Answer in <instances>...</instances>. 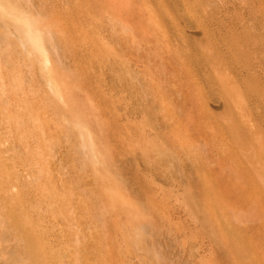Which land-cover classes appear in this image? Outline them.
<instances>
[{
	"label": "rangeland",
	"instance_id": "obj_1",
	"mask_svg": "<svg viewBox=\"0 0 264 264\" xmlns=\"http://www.w3.org/2000/svg\"><path fill=\"white\" fill-rule=\"evenodd\" d=\"M211 2L168 3L185 26L164 42L150 0H0V264H264L263 78L234 68L264 0ZM224 39L235 53L223 58Z\"/></svg>",
	"mask_w": 264,
	"mask_h": 264
},
{
	"label": "bare ground",
	"instance_id": "obj_2",
	"mask_svg": "<svg viewBox=\"0 0 264 264\" xmlns=\"http://www.w3.org/2000/svg\"><path fill=\"white\" fill-rule=\"evenodd\" d=\"M149 1V0H148ZM164 2V3H161V2ZM177 2L178 0H150V2H152V3H154V5H155V9H154V11H155V16H156V18H155V21L157 22V24H159V27H160V31H162L163 33H161L162 35H163V38H165V40H164V42L165 41H168L169 42V38H170V36L171 35H174V34H176L177 33V31L178 32H182V33H184V26H185V23L184 22H182L181 20H179L178 19V21H176V18H175V16H174V12L173 11H175L170 5L168 6L167 4L169 3L170 4V2ZM211 1V0H210ZM217 1H219V0H217ZM224 1V0H223ZM228 1V0H227ZM147 2V1H146ZM222 2V1H221ZM249 2V1H248ZM210 3V2H209ZM211 3H213V0H212V2ZM217 3V2H216ZM247 3V2H246ZM144 4V3H143ZM146 4V3H145ZM148 4V3H147ZM172 4V3H171ZM229 4V3H228ZM234 4V3H233ZM262 4H263V2H262ZM160 5H162V6H165V7H161ZM200 5V4H199ZM259 5V4H258ZM257 5V6H258ZM208 6V5H207ZM206 5L204 6V7H207ZM224 6V5H223ZM249 6H250V4H249ZM201 7V6H200ZM251 7V6H250ZM127 8V7H126ZM210 8V7H209ZM220 8H221V5H220ZM248 7H246V9H247ZM257 8V7H256ZM133 9V8H132ZM250 9V8H249ZM263 9H264V4H263ZM127 10V9H126ZM129 10V9H128ZM257 10V9H256ZM181 12H182V10H180ZM246 11V10H245ZM253 11V10H252ZM252 11L250 10V13H252ZM116 12V11H115ZM145 12V11H144ZM143 12V13H144ZM161 12V13H160ZM162 12H165V13H162ZM208 12H209V9H208ZM234 12V11H233ZM206 13V12H205ZM184 14H185V12H184ZM257 14V13H256ZM141 15H144V14H141ZM146 15V14H145ZM144 15V16H145ZM167 15V21H169V22H167L165 19V17L164 16H166ZM186 15V14H185ZM206 15V14H205ZM214 15V14H213ZM238 15V14H237ZM246 15V14H245ZM263 15H264V13H263ZM263 15H262V12L260 11V13L257 15V16H255V14H253V16H255V17H257V26H256V28H257V30L259 31V29L258 28H262V31H261V29H260V31L261 32H258V31H254L253 30V28L255 27L254 25H253V23H256L255 22V19L253 18V20H254V22L253 23H250V24H252L253 25V27H251L252 29L251 30H253L254 31V35L252 34V31H251V33L249 32V31H246V36H245V33H244V31H245V27H244V31H243V29H242V31H243V33H244V35L243 36H245L243 39H242V46L243 47H247L246 48V51H248V56H247V59H246V65L245 66H240L239 64H237V66L239 67H234L235 68V71H236V74H239V75H241V79H242V77H244L245 75H246V79L248 78V74H250V73H253V72H255L256 71V68L259 70V72H260V76L263 78V79H261L260 80V83H258V89H257V91L255 92H253L254 94H256L257 96H253L254 97V99H255V97H257V99H256V101H254V108H256L255 110L258 112V110H259V118L258 119H261V120H263L264 119V98H263V95H264V17H263ZM220 16V15H219ZM250 16H251V14H250ZM249 16V18L248 17H246L247 18V20L249 19V20H251V18H252V16L250 17ZM215 17V16H214ZM217 17V16H216ZM234 17V16H233ZM15 18V17H14ZM138 18H139V16H138ZM225 18V17H224ZM230 18V17H229ZM235 18V17H234ZM223 19V18H222ZM243 19H245L244 17H243ZM242 19V20H243ZM252 20V21H253ZM166 21V22H165ZM186 21V20H185ZM217 21V20H216ZM228 21V20H227ZM239 22H240V18H239V20H238ZM251 21V22H252ZM242 23H244V21L242 22ZM248 22H246V26H248L249 27V23L247 24ZM260 23V24H259ZM234 25V24H233ZM239 25H240V23H239ZM243 25V24H242ZM259 25V26H258ZM238 26V25H237ZM226 27V26H225ZM240 27H241V25H240ZM222 29H223V27H222ZM249 30H250V27L248 28ZM237 30V29H236ZM240 32V31H239ZM255 32H256V34H257V32H258V34L256 35L255 34ZM24 34H25V36H26V40L27 41H29L31 44H33V45H35V47H38L39 49L40 48H42V42H41V39L39 38V36L37 35V31H35V29L33 30V28H31V27H27V28H25L24 29ZM185 35V34H184ZM237 36H240L241 37V34L240 35H237ZM178 37H179V35H178ZM181 37V36H180ZM239 37V38H240ZM23 38H24V36H23ZM182 38H183V35H182ZM221 38H222V35H221ZM221 38H219V39H221ZM242 38V37H241ZM19 39H20V37H19ZM237 40V39H236ZM241 40V39H240ZM21 41V40H20ZM24 41V40H23ZM171 41H173V40H171ZM170 41V42H171ZM206 41V40H205ZM216 41V40H215ZM218 41V40H217ZM228 41V40H227ZM25 42V41H24ZM22 45H23V43L22 42H20ZM178 43H179V39H178ZM210 43V42H209ZM168 44V43H167ZM170 44V43H169ZM171 44H173V43H171ZM181 44L182 43H180V44H178V48H179V46H180V48H182V46H181ZM213 44V43H212ZM174 45H175V43H174ZM173 45V46H174ZM186 46H188L187 44H186ZM172 47V46H171ZM190 47V46H189ZM188 47V48H189ZM217 47V46H216ZM216 47H214V48H212V50H214V49H217ZM174 48V47H173ZM179 48V49H180ZM193 48H194V46H193ZM165 49H167V48H165ZM218 49L219 50H221L222 52L221 53H218V54H222L223 56V58H224V56L226 55L227 56V52H231V54H233V52H234V50H233V48H232V45H231V42L230 43H227L226 42V40L224 39L223 40V43H221V45L220 46H218ZM217 49V50H218ZM234 49H236V47L234 48ZM171 50H173L172 48H171ZM174 50H175V48H174ZM185 49H183V51H184ZM217 50H216V52H217ZM250 50V51H249ZM134 51V50H133ZM183 51H181V52H183ZM200 51V50H199ZM204 51V50H203ZM233 51V52H232ZM135 52V51H134ZM169 52V51H168ZM175 52H176V50H175ZM185 52V51H184ZM188 52H189V50H188ZM195 52H197V50L196 51H194V54H195ZM243 52H244V50H243ZM255 52H258V55L256 54V55H254L253 56V54H251L252 55V57L250 56V54L249 53H255ZM171 53V52H170ZM176 53H178V52H176ZM186 53V52H185ZM213 53H214V51H213ZM225 53H227V54H225ZM235 53V52H234ZM238 53H239V51H238ZM180 54H182V53H180ZM180 54H178L177 56H178V58H179V56H181ZM190 54V53H189ZM212 54V53H211ZM216 54V53H215ZM172 55V54H171ZM187 55V54H186ZM198 55V54H197ZM210 55V54H209ZM240 55H242V53L240 54ZM176 56V57H177ZM183 56H185V55H183ZM182 56V57H183ZM213 56H214V54H213ZM213 56H211V57H213ZM216 56V55H215ZM218 56V55H217ZM220 57H221V55H219ZM230 56V55H229ZM232 56V55H231ZM194 57V56H193ZM192 57V59H194ZM200 57V59H201V56H199ZM198 57V58H199ZM208 57V56H207ZM207 57L206 56H204V58H203V56H202V59L204 60L205 58H206V60H207ZM210 57V58H211ZM235 57H236V60H238L237 59V56H236V54H235ZM241 57V56H240ZM181 58V57H180ZM179 58V59H180ZM198 58H196V60H200V59H198ZM225 58H227L228 59V57H225ZM231 58V57H230ZM230 58H229V60H228V64H229V62H230ZM191 59V58H190ZM201 59V60H202ZM241 59V58H240ZM239 59V60H240ZM208 60H212V59H208ZM233 60H234V62L236 61L235 59H234V55H233ZM179 61V60H178ZM186 61V60H185ZM188 61V60H187ZM189 61H192V64H193V62H194V60H189ZM213 62H214V60H212ZM224 61H226V62H224L225 64L227 63V60L226 59H224ZM46 62H48L47 60H46ZM216 62V61H215ZM214 62V63H215ZM232 58H231V64H232ZM233 62V63H234ZM240 62V61H239ZM190 63V62H189ZM210 63V62H209ZM223 63V64H224ZM47 64V63H46ZM179 64H181V62L179 63ZM185 64H186V62H185ZM195 64V63H194ZM199 64V63H198ZM203 64H204V62H203ZM208 64V63H207ZM206 64V65H207ZM213 64V63H212ZM222 64V63H221ZM220 64V65H221ZM223 64L221 65V67H223ZM188 64H186V66H187ZM202 65V64H201ZM43 66H44V68H45V64H44V62H43ZM225 66H227V64L225 65ZM190 67V66H189ZM199 67V66H198ZM203 67H206L205 65H203ZM207 67H208V65H207ZM230 67H232V65L230 66ZM47 68V67H46ZM194 68H195V66H194ZM201 68H202V66H201ZM218 68V67H217ZM234 68H231V70L233 69L234 70ZM236 68H238L237 70H236ZM254 68H255V70H254ZM172 69V68H171ZM190 69H191V71H192V67H190L189 68V71H190ZM210 69L212 70V68L210 67ZM220 69H222V68H220ZM120 70V69H119ZM174 70H175V68H174ZM195 70H196V68H195ZM198 70V69H197ZM218 70V69H217ZM181 71V70H180ZM180 71H179V73H180ZM214 70H212V72H213ZM235 71L233 72V73H235ZM197 73H199V75L201 74V72L200 71H196ZM206 72H207V70H206ZM220 72V71H219ZM228 72V71H227ZM226 72V73H227ZM190 73V72H189ZM188 73V74H189ZM197 73H196V75H197ZM225 73V72H224ZM170 74V73H169ZM192 74H193V76L195 75V72H192ZM219 74V73H218ZM229 74V73H228ZM254 74H257V73H254ZM198 75V76H199ZM207 75V77H208V75H210V74H206ZM215 75V74H214ZM222 75H223V73H222ZM234 75V74H233ZM251 75V74H250ZM49 75H47V77H48ZM216 76V75H215ZM226 76H228V75H226ZM50 77V76H49ZM125 77V76H124ZM127 77V76H126ZM180 77L181 78H183L182 76H181V73H180V76H179V79H180ZM201 77V76H200ZM219 77V76H218ZM223 78L225 77V76H222ZM239 77V76H238ZM250 77V76H249ZM120 78H122V79H124L123 78V76L122 77H120ZM187 78H188V76H187ZM190 78H191V76H190ZM189 78V79H190ZM193 78V77H192ZM196 78H197V76H196ZM210 78V77H209ZM47 79V78H46ZM49 79H51V78H49ZM185 79V78H184ZM198 79V78H197ZM200 79V78H199ZM205 79V78H204ZM143 80H144V78H143ZM192 80V79H191ZM202 80V79H201ZM213 80L215 81L216 79L213 77ZM224 80V79H223ZM227 80H229V79H227ZM232 80H233V78H232ZM231 80V82L230 81H228V82H230V84H233V81ZM249 80V79H248ZM116 81V80H115ZM210 81H212V79L210 80ZM239 81V80H238ZM47 82V85H48V81H46ZM187 82H188V80H187ZM196 83H197V80L195 81ZM202 82V81H201ZM217 84H220V82L218 83V81H215ZM224 82V81H223ZM235 82V81H234ZM239 82H242L243 83V81L241 80V81H239ZM238 82V83H239ZM181 83H182V81H181ZM184 83V82H183ZM199 83H200V80H199ZM207 83H209V82H207ZM214 83V82H213ZM248 83V86H250L249 85V83L250 82H247ZM50 84V83H49ZM52 84V83H51ZM200 84H202V83H200ZM204 84V83H203ZM226 84H227V81H226ZM236 84V83H235ZM129 86H130V84H128ZM134 85V84H133ZM193 85V84H192ZM210 85V84H209ZM213 84L211 83V86H212ZM214 86V85H213ZM224 86V85H223ZM240 86V85H239ZM238 86V87H239ZM247 86V87H248ZM252 86V85H251ZM250 86V87H251ZM257 86V84L255 83V87ZM197 87V86H196ZM195 87V88H196ZM199 87H201V85H199ZM238 87H237V89H238ZM241 87V86H240ZM244 87V86H243ZM246 87V88H247ZM251 88L252 90H256V88ZM135 88H136V86H135ZM192 88V87H191ZM198 88V87H197ZM245 88V89H246ZM249 88V87H248ZM128 89V88H127ZM126 89V90H127ZM151 89V88H150ZM203 89H206L205 88V86H204V88ZM234 89V88H233ZM237 89H235L234 91L236 92L237 91ZM241 89H242V87H241ZM239 89L238 90V93L239 92H241L242 90L244 91L245 89ZM178 90H179V88H178ZM198 90V89H197ZM241 90V91H240ZM117 91V90H116ZM130 90H128V92H129ZM140 91V90H139ZM199 91V90H198ZM200 91L202 92L203 90H202V87L200 88ZM242 91V92H243ZM195 92V91H194ZM193 92V93H194ZM201 92H199V94L201 93ZM207 92V91H206ZM208 92H210L209 91V89H208ZM245 92V91H244ZM134 93V92H133ZM141 93V92H140ZM252 93V94H253ZM203 94V93H202ZM208 95H210V96H212L210 93H207ZM213 94V93H212ZM246 94H247V92H246ZM205 95V94H204ZM243 95H245V93H243ZM243 95H241V96H243ZM250 95V94H249ZM131 96V95H130ZM139 96V95H138ZM147 96V95H146ZM181 96V95H180ZM200 96V95H199ZM158 97V96H157ZM196 97H197V95H196ZM217 97V96H216ZM250 97V96H249ZM249 97H247L248 99H246L245 98V96H244V99H246V103H247V101H250V99H249ZM184 98V97H183ZM191 98V97H190ZM198 98V97H197ZM200 98H201V96H200ZM202 98H204V97H202ZM208 98V97H207ZM209 98H211V97H209ZM242 98V97H241ZM181 99H182V97H181ZM180 99V100H181ZM193 99V98H192ZM192 99H190V102H192ZM206 98H204V100L203 99H201V100H203L202 101V104L204 103V104H206V103H208V101H206L205 100ZM213 99H214V97H213ZM220 99V98H219ZM227 99V98H226ZM253 99V98H252ZM179 100V99H178ZM180 100H179V103H180ZM184 100H185V98H184ZM197 101V100H196ZM199 101V100H198ZM210 101H212L211 99H210ZM209 101V102H210ZM245 101V100H244ZM133 102V101H132ZM138 102V101H137ZM216 102H217V100H216ZM252 102V101H251ZM141 103V102H140ZM178 103V104H179ZM182 103V102H181ZM212 103V102H211ZM227 103H228V101H227ZM244 104V105H247V104H249V103H247V104ZM142 104V103H141ZM198 104V103H197ZM252 104H253V102H252ZM251 104V105H252ZM136 105V104H135ZM181 105V104H180ZM179 105V107H182L183 105H181L180 106ZM194 105H196V104H194ZM221 105H223V103L221 104ZM250 105V104H249ZM213 106H216L215 104H214V102H213ZM119 107V106H118ZM122 107V106H121ZM139 107V106H138ZM248 107V106H247ZM136 108V107H135ZM204 109H201L200 107H199V109L200 110H202V112H209L210 113V107L209 108H207L206 109V107L204 106L203 107ZM225 108V107H224ZM245 108V107H244ZM249 108V107H248ZM130 109V108H129ZM141 109V108H140ZM181 109V108H180ZM212 109V108H211ZM258 109V110H257ZM129 111V110H128ZM130 111H132V109L130 110ZM214 111V110H213ZM133 112V111H132ZM212 112V111H211ZM179 113V112H178ZM213 113V112H212ZM132 114V113H131ZM179 114H181V112L179 113ZM230 114V113H229ZM256 114V113H255ZM261 114V115H260ZM189 115H190V111H189ZM211 115V114H210ZM209 114H208V116H210ZM213 115V114H212ZM242 115H245V114H242ZM229 116V115H228ZM184 117H185V115H184ZM205 117V116H204ZM147 118V117H146ZM191 118V116H189V119ZM240 118L242 119V116H240ZM160 119V118H159ZM255 119V118H254ZM260 120V121H261ZM258 121V120H257ZM176 122V121H175ZM179 123H180V121H178ZM205 122V121H204ZM203 122V123H204ZM206 122H207V120H206ZM211 122V120L209 121V123ZM255 122V121H254ZM254 122H249V123H251V124H254ZM264 122V121H263ZM146 123H147V121H146ZM178 123V124H179ZM192 123V122H191ZM214 123V122H213ZM239 123H240V121H239ZM143 124V123H142ZM245 124V123H244ZM248 124V123H247ZM250 124V125H251ZM263 124V123H262ZM182 125V124H181ZM205 125H206V123H205ZM250 125H249V127H246V129H247V131L249 130V128H250ZM142 126V125H141ZM140 126V127H141ZM203 126V125H202ZM208 126V125H207ZM213 126L214 125H212L211 124V127L213 128ZM222 126V125H221ZM239 126V127H238ZM238 128H234V130L236 129H238V131H236V132H239V128H240V124H238ZM242 126V125H241ZM263 127H264V125H262ZM180 127V126H179ZM198 127V126H197ZM211 127H209L210 129H211ZM219 126H218V123H217V127H216V125L214 126V128H215V130H216V128L217 129H219L218 128ZM253 127V126H252ZM261 127V126H260ZM263 127H261V128H259L258 130L260 131H263L262 130V128ZM181 128H182V126H181ZM224 129V128H223ZM243 129H245V125H244V127H242V130ZM252 129V128H251ZM254 129V128H253ZM178 130H179V128H178ZM257 130V133L259 132ZM80 131V130H79ZM181 130H179V132H180ZM204 131V130H203ZM203 131H201L202 133H203ZM206 131V130H205ZM210 131L211 130H209V133H210ZM223 131V130H222ZM244 131V130H243ZM241 132V133H244V132ZM254 131V130H253ZM182 132V131H181ZM207 132V131H206ZM212 132V131H211ZM214 132V131H213ZM224 132V131H223ZM222 132V135L224 134ZM84 133V132H83ZM218 133V132H217ZM79 134H80V132H79ZM229 134H232V133H229ZM233 134H236V133H234L233 132ZM247 134H248V132H247ZM82 135V134H81ZM238 135H240V133L238 134ZM245 135H246V133H245ZM251 135V134H250ZM252 135H253V133H252ZM213 136V135H212ZM217 136H219L218 134H217ZM216 136V137H217ZM232 136V135H231ZM236 136H237V134H236ZM235 136V137H236ZM149 137V136H148ZM214 137V136H213ZM212 137V138H213ZM241 137H242V135H241ZM246 137H248V135H246ZM188 138V137H187ZM211 138V139H212ZM228 138H229V135H228ZM231 138H233V137H231ZM84 139V138H83ZM209 139V138H208ZM218 139H219V137H218ZM222 139V138H221ZM241 139V138H240ZM250 139V138H249ZM182 141H184V140H182ZM190 141V140H189ZM201 141H203V140H201ZM201 141H200V143H201ZM181 142V141H180ZM179 142V143H180ZM213 141H211V145L212 144H214V142L212 143ZM220 142V140L218 141V145L220 144L219 143ZM241 142V141H240ZM86 143H87V141H86ZM181 143H183V142H181ZM204 143H205V141H204ZM208 143H210V142H208ZM83 144V143H82ZM81 144V145H82ZM184 144H186L185 142L183 143V145ZM203 144V143H202ZM206 144V143H205ZM89 145H90V143H89ZM182 144H180V146H179V144H178V147H184ZM215 145V144H214ZM216 145H217V143H216ZM237 145V144H236ZM236 145H235V147H236ZM256 145V144H255ZM87 146V145H86ZM166 146V145H165ZM210 146V145H209ZM243 146V145H242ZM251 146L252 145H250V148H251ZM182 147H181V150L180 151H182ZM189 147H190V145H189ZM234 147V148H235ZM171 148V147H170ZM187 148H188V144H187ZM205 148H206V146H205ZM214 148H215V146H214ZM241 148V147H240ZM244 148H246V147H244ZM243 148V149H244ZM253 148V147H252ZM185 149V148H184ZM189 149V148H188ZM207 149H209V147L207 148ZM85 150V149H84ZM187 150V149H186ZM254 150H256L255 148H254ZM258 151H259V149H257ZM212 151V150H211ZM210 151V152H211ZM214 151V150H213ZM217 151H218V149H217ZM241 151V150H240ZM262 151V150H261ZM209 152V151H208ZM234 152V151H233ZM232 152V153H233ZM251 152V151H250ZM253 152V151H252ZM189 153V152H188ZM217 153V152H216ZM231 152H230V149L228 150V152H227V154L229 155ZM239 153V152H238ZM245 152H244V150H243V153H241V154H244ZM164 154H165V152H164ZM198 154V153H197ZM197 154L195 155H192L189 159H191L197 166L198 165H202L203 166V164L204 163H207V162H205V161H203V160H205V159H207V156H208V154H207V156L205 157V156H203L204 157V159H203V157H201V156H197ZM215 153H213V155H214ZM239 155V159H240V156L241 157H243L242 155ZM255 154V153H254ZM253 154V155H254ZM168 155V154H167ZM180 154H178V156H179ZM182 153H181V157H182ZM209 155H212V154H210L209 153ZM212 155V156H213ZM262 155L264 156V153L262 152ZM166 156V155H165ZM188 156V155H187ZM215 156V155H214ZM213 156V157H214ZM222 156V155H221ZM224 156V155H223ZM230 156V155H229ZM236 156V155H235ZM234 156V157H235ZM250 157V155L248 154L247 156H246V158L247 157ZM212 157V158H213ZM215 157H218V154H217V156H215ZM237 157V156H236ZM261 156H259L258 158L260 159V160H262V162H264V157H261ZM210 158H211V156H210ZM211 158V159H212ZM221 158V157H220ZM219 157L218 158H216V159H220ZM233 158V157H232ZM169 159V158H168ZM168 159H164V160H167L168 161ZM229 159V158H228ZM244 159V160H243ZM241 158L240 159V161H245V158ZM231 160V159H230ZM236 160V159H235ZM256 160H258V159H256ZM163 161V160H162ZM212 161H214V159L212 160ZM210 162V160H209V162H210V164H214V162ZM164 162V161H163ZM162 162V163H163ZM166 162V161H165ZM165 162H164V165H165ZM174 162V161H173ZM183 162V161H182ZM182 162L180 163V164H182ZM192 162V164L194 165V163ZM209 162H208V165H209ZM215 162H217L218 163V161H215ZM220 162H221V160H220ZM224 162H226V161H224ZM176 163V162H175ZM185 163V162H184ZM242 163V162H241ZM244 163V162H243ZM154 164V163H153ZM166 164H167V162H166ZM216 164V163H215ZM214 164V165H215ZM228 164V163H227ZM234 164V163H233ZM258 164V163H257ZM145 165H146V163H145ZM152 165V164H151ZM173 165V164H172ZM171 165V166H172ZM187 165V164H186ZM185 165V166H186ZM230 165V164H229ZM235 165V164H234ZM233 165V166H234ZM238 165V164H237ZM259 165H262L263 166V163L261 164V163H259ZM174 166V165H173ZM217 166V165H216ZM223 166V165H222ZM243 166V165H242ZM255 166V165H254ZM155 167V166H154ZM176 167V166H175ZM213 167V166H212ZM215 167V166H214ZM144 168V167H143ZM156 168V167H155ZM171 168V167H170ZM178 168V167H177ZM217 168H218V166H217ZM227 168V167H226ZM257 168H259V167H257ZM145 169V168H144ZM238 169V168H237ZM250 169V168H249ZM249 169H248V171L246 172L245 170H244V168L242 167V169L240 170V172L238 171V173H241V175H248V174H250L251 172L249 171ZM146 170V169H145ZM153 170V169H152ZM174 170H176V168L174 169ZM220 170H224L223 168L222 169H220ZM230 170V169H229ZM232 170H233V168H232ZM252 170H254V168L252 169ZM256 170V169H255ZM254 170V171H255ZM171 171V170H170ZM225 171V170H224ZM235 172H236V170H234ZM200 172V171H199ZM223 171H221L220 173H219V175L222 173ZM230 172V171H229ZM250 172V173H249ZM233 173V172H232ZM259 173V172H258ZM257 173V174H258ZM160 174V173H159ZM173 174V173H172ZM181 174V173H180ZM199 174V173H198ZM208 174L209 175H211L212 174V171H209L208 172ZM174 175V174H173ZM207 175V173L206 174H204L203 173V175H202V179H207V178H210V176H206ZM260 175V174H259ZM166 176V175H165ZM239 176H240V174H239ZM257 176V175H256ZM176 177H177V175H176ZM201 177V176H200ZM252 177H253V175H252ZM260 177H262V174H261V176ZM263 177H264V175H263ZM183 178V177H182ZM241 178V177H240ZM245 178H246V176H245ZM249 178V177H248ZM231 179H232V177H231ZM238 178H235L234 177V180L235 181H238L237 180ZM255 179H257L256 177H255ZM260 179V178H259ZM248 180V179H247ZM184 181V180H183ZM182 181V182H183ZM205 181V183H207V185H206V187L209 189V191H210V189L213 187V184H209L206 180H204ZM242 181H244V178H242V180H241V182ZM249 181H250V178H249ZM252 182L254 181V179L253 180H251ZM250 181V182H251ZM256 181H258V180H256ZM239 182V181H238ZM248 182V181H247ZM259 182V181H258ZM258 182H256V183H258ZM204 182H203V185L205 184ZM244 182H242V184H243ZM260 184V183H259ZM212 185V186H211ZM205 187V188H206ZM206 188V189H207ZM261 189H262V187H261ZM207 191V190H206ZM212 191H214L213 190V188H212ZM211 191V192H212ZM264 191V190H263ZM219 192V191H218ZM237 192H239V191H237ZM214 194V193H213ZM261 194V193H260ZM207 196V195H206ZM211 196V195H210ZM214 197V196H213ZM210 199V198H209ZM214 199H212V201H213ZM264 202V201H263ZM85 205V204H84ZM82 206H83V204H82ZM81 206V207H82ZM176 207V206H175ZM74 216V215H73ZM74 222V221H73ZM73 224V223H72ZM37 230V229H36ZM34 232V231H33Z\"/></svg>",
	"mask_w": 264,
	"mask_h": 264
}]
</instances>
